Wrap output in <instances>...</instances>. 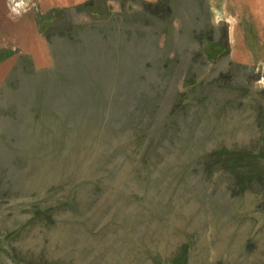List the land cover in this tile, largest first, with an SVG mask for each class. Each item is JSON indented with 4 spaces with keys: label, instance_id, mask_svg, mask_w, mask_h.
<instances>
[{
    "label": "rangeland",
    "instance_id": "rangeland-1",
    "mask_svg": "<svg viewBox=\"0 0 264 264\" xmlns=\"http://www.w3.org/2000/svg\"><path fill=\"white\" fill-rule=\"evenodd\" d=\"M0 264H264V0H0Z\"/></svg>",
    "mask_w": 264,
    "mask_h": 264
},
{
    "label": "trees",
    "instance_id": "trees-1",
    "mask_svg": "<svg viewBox=\"0 0 264 264\" xmlns=\"http://www.w3.org/2000/svg\"><path fill=\"white\" fill-rule=\"evenodd\" d=\"M218 153L223 154V153H225V151H222V152L218 151ZM226 154H227V157H228V158H226V161H229L230 163H233L237 153L228 152Z\"/></svg>",
    "mask_w": 264,
    "mask_h": 264
},
{
    "label": "clouds",
    "instance_id": "clouds-1",
    "mask_svg": "<svg viewBox=\"0 0 264 264\" xmlns=\"http://www.w3.org/2000/svg\"><path fill=\"white\" fill-rule=\"evenodd\" d=\"M12 11H13V12H15V11H16V9H15V8H12Z\"/></svg>",
    "mask_w": 264,
    "mask_h": 264
},
{
    "label": "crops",
    "instance_id": "crops-1",
    "mask_svg": "<svg viewBox=\"0 0 264 264\" xmlns=\"http://www.w3.org/2000/svg\"><path fill=\"white\" fill-rule=\"evenodd\" d=\"M2 2L4 1V0H1Z\"/></svg>",
    "mask_w": 264,
    "mask_h": 264
},
{
    "label": "bare ground",
    "instance_id": "bare-ground-1",
    "mask_svg": "<svg viewBox=\"0 0 264 264\" xmlns=\"http://www.w3.org/2000/svg\"><path fill=\"white\" fill-rule=\"evenodd\" d=\"M222 129V128H221Z\"/></svg>",
    "mask_w": 264,
    "mask_h": 264
}]
</instances>
